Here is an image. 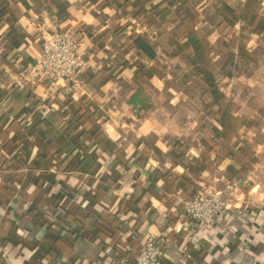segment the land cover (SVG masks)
Returning a JSON list of instances; mask_svg holds the SVG:
<instances>
[{
    "label": "crops",
    "instance_id": "crops-1",
    "mask_svg": "<svg viewBox=\"0 0 264 264\" xmlns=\"http://www.w3.org/2000/svg\"><path fill=\"white\" fill-rule=\"evenodd\" d=\"M51 29L75 84L36 74ZM202 189L227 211L197 231L177 201ZM148 238L264 264V0H0V264H132Z\"/></svg>",
    "mask_w": 264,
    "mask_h": 264
},
{
    "label": "built area",
    "instance_id": "built-area-1",
    "mask_svg": "<svg viewBox=\"0 0 264 264\" xmlns=\"http://www.w3.org/2000/svg\"><path fill=\"white\" fill-rule=\"evenodd\" d=\"M39 41L41 53L34 67L41 80L75 84L89 71V64L78 53L74 33L51 29L42 32ZM177 203L181 214L188 218L190 228L197 231L212 225L227 211L225 198L213 189L199 190L191 198L178 200ZM162 255L159 243L148 238L132 257L131 263L160 264Z\"/></svg>",
    "mask_w": 264,
    "mask_h": 264
}]
</instances>
